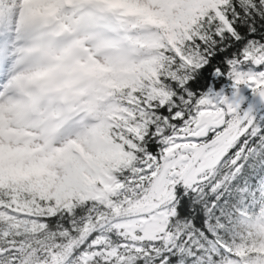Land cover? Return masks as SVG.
I'll use <instances>...</instances> for the list:
<instances>
[{"label": "snow or ice", "instance_id": "6c2138e0", "mask_svg": "<svg viewBox=\"0 0 264 264\" xmlns=\"http://www.w3.org/2000/svg\"><path fill=\"white\" fill-rule=\"evenodd\" d=\"M264 0H0V264H264Z\"/></svg>", "mask_w": 264, "mask_h": 264}, {"label": "trees", "instance_id": "16d2710c", "mask_svg": "<svg viewBox=\"0 0 264 264\" xmlns=\"http://www.w3.org/2000/svg\"><path fill=\"white\" fill-rule=\"evenodd\" d=\"M252 214H246L244 218H242L241 220V228L244 230V231H256L261 238H264V233L261 231L260 228H255V229H249L248 226H247V221H248V217H250Z\"/></svg>", "mask_w": 264, "mask_h": 264}, {"label": "rangeland", "instance_id": "374dc122", "mask_svg": "<svg viewBox=\"0 0 264 264\" xmlns=\"http://www.w3.org/2000/svg\"><path fill=\"white\" fill-rule=\"evenodd\" d=\"M260 229L264 232V226L260 227Z\"/></svg>", "mask_w": 264, "mask_h": 264}]
</instances>
